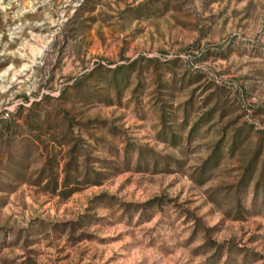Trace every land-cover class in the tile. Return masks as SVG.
<instances>
[{"label": "rangeland", "instance_id": "obj_1", "mask_svg": "<svg viewBox=\"0 0 264 264\" xmlns=\"http://www.w3.org/2000/svg\"><path fill=\"white\" fill-rule=\"evenodd\" d=\"M0 264H264V0H0Z\"/></svg>", "mask_w": 264, "mask_h": 264}]
</instances>
